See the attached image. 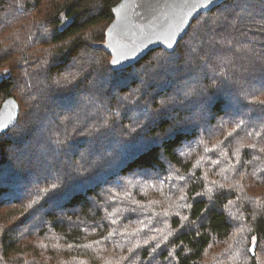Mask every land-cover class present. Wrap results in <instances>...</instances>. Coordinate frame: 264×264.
I'll list each match as a JSON object with an SVG mask.
<instances>
[{"label":"trees","instance_id":"1","mask_svg":"<svg viewBox=\"0 0 264 264\" xmlns=\"http://www.w3.org/2000/svg\"><path fill=\"white\" fill-rule=\"evenodd\" d=\"M120 1L0 0V264H264V3L113 72Z\"/></svg>","mask_w":264,"mask_h":264},{"label":"water","instance_id":"2","mask_svg":"<svg viewBox=\"0 0 264 264\" xmlns=\"http://www.w3.org/2000/svg\"><path fill=\"white\" fill-rule=\"evenodd\" d=\"M226 1L121 0L112 9L113 20L106 29L105 41L92 48L110 55L113 72L130 68L154 50L172 54L195 19ZM3 80L0 74V84ZM18 117V103L6 98L0 107V134L13 128Z\"/></svg>","mask_w":264,"mask_h":264},{"label":"rangeland","instance_id":"3","mask_svg":"<svg viewBox=\"0 0 264 264\" xmlns=\"http://www.w3.org/2000/svg\"><path fill=\"white\" fill-rule=\"evenodd\" d=\"M67 22V20L66 19H63V24H65ZM155 57H157V56H155ZM192 108H197V110H202V112H203V116H204V118L205 117H208V113L205 111V108H203V106H202V104L200 105V104H198V105H196V106H193V105H190ZM120 109V108H119ZM180 125V124H179ZM70 151H71V148H70V150H68V153L67 154H69L70 156H71V153H70ZM18 160H20V161H23L22 160V158L21 157H19L18 158ZM80 162V161H79ZM82 165L83 164H79L78 162L76 163V168H77V166L78 167H82ZM70 168H68V170H69ZM73 169V168H72ZM75 169V168H74ZM224 173H226V170H224ZM18 211H22L21 209H19ZM4 214H5V211L3 212ZM244 225L245 224H242V228L244 227ZM242 228H240V229H242ZM239 234H240V231H239ZM10 259H11V261L13 262V264H17V259H15V257H10ZM235 264H237V261L235 262ZM240 264H243V263H241L240 262Z\"/></svg>","mask_w":264,"mask_h":264},{"label":"snow or ice","instance_id":"4","mask_svg":"<svg viewBox=\"0 0 264 264\" xmlns=\"http://www.w3.org/2000/svg\"><path fill=\"white\" fill-rule=\"evenodd\" d=\"M257 55L260 56L259 60L256 59ZM248 56H249V60H250V65L252 67H255L257 64H259L262 68H264V53L257 54L255 52H249ZM113 63H115V62H113ZM226 82H227V79L221 80V83H226Z\"/></svg>","mask_w":264,"mask_h":264},{"label":"bare ground","instance_id":"5","mask_svg":"<svg viewBox=\"0 0 264 264\" xmlns=\"http://www.w3.org/2000/svg\"><path fill=\"white\" fill-rule=\"evenodd\" d=\"M85 52V51H84ZM82 54V53H81ZM82 56V55H81Z\"/></svg>","mask_w":264,"mask_h":264}]
</instances>
